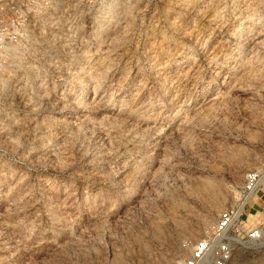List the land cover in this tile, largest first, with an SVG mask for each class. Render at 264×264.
<instances>
[{"label": "rangeland", "instance_id": "1", "mask_svg": "<svg viewBox=\"0 0 264 264\" xmlns=\"http://www.w3.org/2000/svg\"><path fill=\"white\" fill-rule=\"evenodd\" d=\"M84 22L0 69V264H177L264 154V0Z\"/></svg>", "mask_w": 264, "mask_h": 264}, {"label": "built area", "instance_id": "2", "mask_svg": "<svg viewBox=\"0 0 264 264\" xmlns=\"http://www.w3.org/2000/svg\"><path fill=\"white\" fill-rule=\"evenodd\" d=\"M105 2L0 0V69L19 62L24 51L36 49L46 40L82 31L85 19L102 15ZM263 189L264 154L256 167L244 173L234 202L220 211L211 228L196 239L183 240L182 247L188 254L177 264H230L236 248L263 245L264 219L250 223L249 215H244L255 193Z\"/></svg>", "mask_w": 264, "mask_h": 264}, {"label": "crops", "instance_id": "3", "mask_svg": "<svg viewBox=\"0 0 264 264\" xmlns=\"http://www.w3.org/2000/svg\"><path fill=\"white\" fill-rule=\"evenodd\" d=\"M264 189L255 193L253 196V202L245 207V216L255 214H260L264 219ZM249 219V217H248Z\"/></svg>", "mask_w": 264, "mask_h": 264}, {"label": "bare ground", "instance_id": "4", "mask_svg": "<svg viewBox=\"0 0 264 264\" xmlns=\"http://www.w3.org/2000/svg\"><path fill=\"white\" fill-rule=\"evenodd\" d=\"M102 11H103V7H102ZM205 189H206V191L212 190L211 186H207V187H205ZM191 231H193V230H191ZM114 262H115V264H123V261L118 257L115 258Z\"/></svg>", "mask_w": 264, "mask_h": 264}]
</instances>
